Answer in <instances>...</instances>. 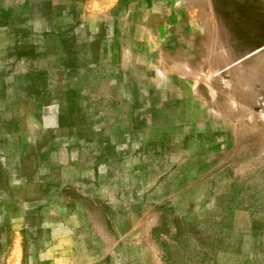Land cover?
I'll return each mask as SVG.
<instances>
[{
  "label": "rangeland",
  "instance_id": "rangeland-1",
  "mask_svg": "<svg viewBox=\"0 0 264 264\" xmlns=\"http://www.w3.org/2000/svg\"><path fill=\"white\" fill-rule=\"evenodd\" d=\"M2 6L0 264H264V0Z\"/></svg>",
  "mask_w": 264,
  "mask_h": 264
},
{
  "label": "crops",
  "instance_id": "crops-1",
  "mask_svg": "<svg viewBox=\"0 0 264 264\" xmlns=\"http://www.w3.org/2000/svg\"><path fill=\"white\" fill-rule=\"evenodd\" d=\"M48 4H50V3L48 2ZM14 10H15V8H13V7L2 6V8L0 10V20H2L1 23L8 22V25L6 27H7V29L12 30V31H16L18 29L30 31L32 28L30 26H28L29 24L26 23L25 25H16L15 22L10 21L11 17L13 16ZM21 17L25 19L24 15ZM26 17H28V15ZM49 17H50V15L48 14V16H46V18L48 19ZM47 33H51V31L44 28L40 34L41 35H44V34L48 35Z\"/></svg>",
  "mask_w": 264,
  "mask_h": 264
}]
</instances>
